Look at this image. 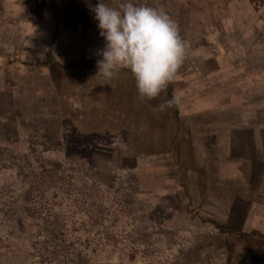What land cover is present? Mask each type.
Segmentation results:
<instances>
[{"label": "rangeland", "instance_id": "rangeland-1", "mask_svg": "<svg viewBox=\"0 0 264 264\" xmlns=\"http://www.w3.org/2000/svg\"><path fill=\"white\" fill-rule=\"evenodd\" d=\"M135 3L162 7L187 44L170 84L177 116L154 111L167 89L141 102L128 71L100 86L84 61L105 41L85 0H0V264H245L246 252L264 263V239L204 222L238 229L239 197L254 202L249 227L261 216L263 187L218 175L231 136L208 129L264 128V72L254 71H264V0ZM263 154L241 155L257 166ZM259 172L247 169L252 180ZM41 173H57L43 190L67 239L53 242L40 216L26 217L24 194Z\"/></svg>", "mask_w": 264, "mask_h": 264}, {"label": "clouds", "instance_id": "clouds-1", "mask_svg": "<svg viewBox=\"0 0 264 264\" xmlns=\"http://www.w3.org/2000/svg\"><path fill=\"white\" fill-rule=\"evenodd\" d=\"M85 3L94 13L99 35L105 41L94 53V78L101 81L100 86L110 85L122 71H128L141 102L160 97L175 81L187 56V44L175 21L162 7L137 4L135 0ZM181 103V98L173 95L154 111L162 113Z\"/></svg>", "mask_w": 264, "mask_h": 264}, {"label": "crops", "instance_id": "crops-1", "mask_svg": "<svg viewBox=\"0 0 264 264\" xmlns=\"http://www.w3.org/2000/svg\"><path fill=\"white\" fill-rule=\"evenodd\" d=\"M254 71L255 72L256 71L257 72H264L261 67H259V68L255 67ZM255 77L254 76H252V77L249 76L248 77L249 80L245 78V80H243L244 81L243 85H242V83L238 84V87H240V86L245 87V85L247 84L246 81H249V83H250V82H252V81H254L256 79ZM257 77H258L259 80L263 81V79H262L263 76H261V75L259 76L258 75ZM262 86L263 85L261 84L260 88ZM243 87H241V88H243ZM248 87H250V85H248ZM248 87L246 86V88H248ZM254 87H258V86L255 85ZM254 89H256V88H254ZM248 92H252V88H250L248 90ZM253 93H254V90H253ZM70 98H71V96H70ZM263 104H264V102H263ZM259 113L258 114L263 116V119H264V111H260ZM124 118L127 119V117H124ZM218 125H220L218 121L216 123H213L211 128L208 129V132L217 131L216 135L222 136V137H225L226 135L229 134V136H231V140L229 142L230 144H229V149L228 150H229V152L230 151L231 152L229 153L228 156H230V155L233 156V158H229L231 160H229L227 162L228 165H227L226 162L225 163L222 162V164L220 165V171L218 172V175L221 174V176H223V177L225 176L226 177L225 182L229 181V182H232V184H236L238 189L241 188V190H246V187H247V188L251 189V192L258 193V191H261V190L256 186V184L259 187L260 186L263 187V189H264V172H262V173L259 172V176L256 179L254 178V180H252V179H250V177L247 174V169L248 168L255 169V167H263L264 166V161H258L259 165L254 166L250 160H248V161L245 160L241 154H246L247 152L255 153V151L256 152L263 151V153H264V128L256 129L254 127V128H251V129L250 128L249 129L248 128H243V129H240V130L237 129L235 131H230L229 128H228L229 127L228 125L226 127V130L219 129ZM261 137H262V140H261ZM232 138L234 140H232ZM261 141H263V143H261ZM256 143H258L259 145H256ZM257 150H260V151H257ZM238 161H239V163H238ZM235 168H237L238 170H234ZM236 175L240 176V177H237ZM261 183H263V184H261ZM222 189L223 190H228L229 192H232V188H229V187H225V188H222ZM259 197L262 199V201L260 202V204H259V202L255 203V205H259L258 206L259 207V214L261 216H259L258 220L256 219V221H255L256 224L255 225H257L258 223H261L260 225H261V227H263V230H264V226H262L264 224V190H263L262 195H259ZM235 202H236V200H234L233 203H235ZM253 203L254 202H248V205L244 204V206H243L242 205L243 204V199H241V197H239L237 199V205H241V207L236 209L237 210L236 214L240 217V222L237 225L238 229H236V228L230 229L228 227H225V229L226 230H231V231H234V232H237V233H248V232H251V231H257V229L252 227L255 222L252 224L251 227H249L250 226L249 224H251V222H253V220H254L253 218L252 219L250 218L251 216H249L250 209L251 210L253 209V207H252ZM261 206H262V209H261ZM253 210H255V209H253ZM234 211H235V209L232 210V212H234ZM258 232L261 233L262 235H264V231L261 232L260 230H258ZM248 256L249 255L246 252V257H244V259H243L245 261V264L253 263L252 261H250V259L252 257L248 258ZM262 264H264V263H262Z\"/></svg>", "mask_w": 264, "mask_h": 264}, {"label": "trees", "instance_id": "trees-1", "mask_svg": "<svg viewBox=\"0 0 264 264\" xmlns=\"http://www.w3.org/2000/svg\"><path fill=\"white\" fill-rule=\"evenodd\" d=\"M85 64H95L96 61H84ZM71 65L67 66H61L62 68H71ZM167 96L168 99L172 98V87L171 85L168 86L167 88ZM173 110V113L175 116L178 115V110L176 107H171ZM57 173H45V174H39L36 176V178L33 181V184L29 187V189L26 191L24 194V202L28 205L24 206L25 212H26V217L28 219H31L33 222L36 221V216H40L42 218L43 222V227H40L43 232L46 234L50 235L53 242L55 240L59 239L60 237L61 240L69 238L68 235V226H67V221L64 220V217L58 215L57 213H52L49 215V207H46V202L47 199H45V194L43 187L47 186L49 188H55L57 184ZM184 190L185 187L183 186ZM220 192H223V195H228L227 193L229 192L228 190H218ZM231 193V192H230ZM37 198V204L32 205V201ZM43 215V217H42ZM51 216V217H50ZM204 222L206 223H212L217 227V230L219 231L220 234H226V233H233L236 236H239L240 238H246V237H255V238H260L264 239V235L259 233L258 231H251L248 233H237L231 230H226L224 228V225L221 223L214 222L210 219H204ZM74 224V223H72ZM35 226H38L37 223ZM81 258V257H79Z\"/></svg>", "mask_w": 264, "mask_h": 264}]
</instances>
